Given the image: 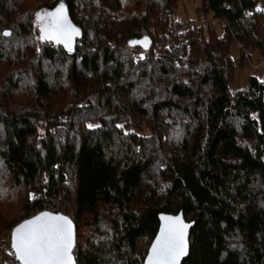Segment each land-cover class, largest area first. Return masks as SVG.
<instances>
[{
  "label": "trees",
  "instance_id": "trees-1",
  "mask_svg": "<svg viewBox=\"0 0 264 264\" xmlns=\"http://www.w3.org/2000/svg\"><path fill=\"white\" fill-rule=\"evenodd\" d=\"M179 1L0 0V238L51 203L75 264H143L159 213L182 211L183 264H264V76L230 89L232 41L240 66L264 57V10L200 0L222 32L197 23L178 51ZM59 2L70 51L35 27Z\"/></svg>",
  "mask_w": 264,
  "mask_h": 264
},
{
  "label": "snow or ice",
  "instance_id": "snow-or-ice-1",
  "mask_svg": "<svg viewBox=\"0 0 264 264\" xmlns=\"http://www.w3.org/2000/svg\"><path fill=\"white\" fill-rule=\"evenodd\" d=\"M63 7L61 4L54 13L48 14L52 17L51 25L48 29L42 26L41 31H47L49 39L64 42L70 51L71 33L76 30L63 18ZM37 18L43 17L37 13ZM10 34L7 30L2 33L4 36ZM162 219L168 223L161 229L160 236L152 245L148 264H177L185 250L184 231L188 225L179 217ZM13 241V247L22 264H72L73 232L71 221L67 217L43 213L27 220L15 229Z\"/></svg>",
  "mask_w": 264,
  "mask_h": 264
},
{
  "label": "water",
  "instance_id": "water-1",
  "mask_svg": "<svg viewBox=\"0 0 264 264\" xmlns=\"http://www.w3.org/2000/svg\"><path fill=\"white\" fill-rule=\"evenodd\" d=\"M63 5V10H62V16L64 19H66L68 25L71 26L72 29H75L76 31H73L71 33V38H70V48L71 50H73L75 47H76V44H77V41L81 35V28L75 24V22L72 20L71 18V15H70V12H69V9H68V6L63 3V2H59L57 3L54 7L52 8H42L41 10H38L37 13H40L42 15V19H38L37 18V13H36V19L40 22V25H39V34H40V37H44L43 39L45 40H51L53 42H55L56 44H59L61 46H63L64 48L68 49V47L65 46V43L64 42H57L56 39H49L48 38V35H47V31L42 33L41 31V27L44 26L46 29L49 28V26L51 25V22H52V17L49 16L48 14L49 13H54L56 11V9L60 6V5ZM8 32H10V30H7ZM148 38L147 37H144L141 39L140 41V44L142 46H146V44L148 43ZM43 213H50L52 215H61V216H64V217H67L70 221H71V224H72V232H73V246L75 245V242H76V225H75V222L73 220V218L69 215V214H60V213H56L54 211H51V210H41V211H38L37 213H35L34 215H31L25 219H23L22 221H20L19 223H17L13 228H12V244L14 243L13 241V234H14V231L15 229L23 224L25 221L27 220H31L37 216H41ZM162 217H172V218H176V217H179L180 220L188 225V227L185 229L184 231V241H185V250H184V253L179 257L178 261H177V264H183L184 260L187 258V256L189 255V249H190V235H191V231H192V228L195 226V223L196 221L195 220H191V221H188L185 219L184 217V214L182 211H179L178 213L176 214H171V213H165V212H161L159 213V227H158V231L155 235V237L153 238L150 246H149V249H148V252L144 258V262L143 264H148V257L151 253V249H152V245L156 242L157 240V237L160 236L161 234V229L168 223V221L162 219ZM73 248V247H72ZM71 256H72V264H75V254L72 252V249H71ZM15 257L16 259L18 260V262L20 264H22V261L18 258V255H17V252H16V249H15Z\"/></svg>",
  "mask_w": 264,
  "mask_h": 264
},
{
  "label": "rangeland",
  "instance_id": "rangeland-1",
  "mask_svg": "<svg viewBox=\"0 0 264 264\" xmlns=\"http://www.w3.org/2000/svg\"><path fill=\"white\" fill-rule=\"evenodd\" d=\"M199 3H200V0H180L178 4H176V13L178 16L182 18V22L185 21L189 23L190 21H197L199 17H202L204 15L203 12L200 11L199 17H198L196 7L199 5ZM257 7L264 10V0H259ZM41 9L42 8H39L38 10H41ZM37 11L34 14L35 15L34 21H35V27L38 28V31H39L40 22L36 19ZM178 27L180 28L181 25L179 24ZM190 27H193V26H190ZM190 27L187 26L185 29V34L187 36H188V31L191 29ZM213 28L218 34L222 32L221 24L218 18H215V17L213 18ZM36 37H38V35ZM178 51H181V50H178ZM239 52H240V48H239L238 43L235 41H232L230 43V53H231V56L234 62L236 63L235 76H234V79L230 83V89L233 92L236 91L237 89L244 88L247 86V80L250 74L258 75L259 77L264 76V57L262 55V52L259 49H255L251 53L250 64L246 63L241 66L239 65V62H238ZM132 57H133V53H132ZM5 181H3L4 186H5ZM0 189H1V185H0ZM0 192H2V190H0ZM7 231H4L2 233L1 238Z\"/></svg>",
  "mask_w": 264,
  "mask_h": 264
},
{
  "label": "built area",
  "instance_id": "built-area-1",
  "mask_svg": "<svg viewBox=\"0 0 264 264\" xmlns=\"http://www.w3.org/2000/svg\"><path fill=\"white\" fill-rule=\"evenodd\" d=\"M202 24L204 27L213 29V22L210 21V17H207L206 15H203L200 17L197 21H190L188 22H181V27L177 28L175 31H173V36L178 37V44L177 48L178 50H182V46L186 40V34L185 29L187 26H194L195 24ZM138 59V52H133V60L137 61ZM42 210H51L53 211V204L48 203L45 205V207ZM15 256V248L12 244V229L8 230L2 238H0V264H8L10 257Z\"/></svg>",
  "mask_w": 264,
  "mask_h": 264
},
{
  "label": "bare ground",
  "instance_id": "bare-ground-1",
  "mask_svg": "<svg viewBox=\"0 0 264 264\" xmlns=\"http://www.w3.org/2000/svg\"><path fill=\"white\" fill-rule=\"evenodd\" d=\"M178 49V48H177Z\"/></svg>",
  "mask_w": 264,
  "mask_h": 264
}]
</instances>
